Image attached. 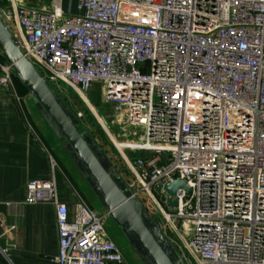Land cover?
<instances>
[{
	"label": "built area",
	"instance_id": "1",
	"mask_svg": "<svg viewBox=\"0 0 264 264\" xmlns=\"http://www.w3.org/2000/svg\"><path fill=\"white\" fill-rule=\"evenodd\" d=\"M8 2L0 16L24 57L49 84L81 96L126 162L130 189L157 207L196 263L264 264V0H77V15ZM14 76L0 61V98L5 89L19 102ZM94 83L109 120L89 105ZM50 166L52 180L29 181L24 204L54 205L56 264H128L106 216L81 196L69 219L53 157ZM177 177L191 192L170 208L165 190L162 203L153 190ZM0 255L10 260L7 249Z\"/></svg>",
	"mask_w": 264,
	"mask_h": 264
},
{
	"label": "crops",
	"instance_id": "2",
	"mask_svg": "<svg viewBox=\"0 0 264 264\" xmlns=\"http://www.w3.org/2000/svg\"><path fill=\"white\" fill-rule=\"evenodd\" d=\"M8 1L0 0V14L8 11ZM21 1L44 11L59 9L71 15L79 13L77 0ZM15 87L19 102L5 89L0 98V247L10 255V260L0 255V264H56L55 207L24 204L27 184L31 180H52L50 157H53L58 165L54 175L58 199L67 205L70 220L75 219L78 196L85 199L78 182H74L79 181L75 175L80 177L81 184L90 187L66 153L65 141L56 137L41 115L31 92L17 83ZM101 113L110 119V114Z\"/></svg>",
	"mask_w": 264,
	"mask_h": 264
},
{
	"label": "water",
	"instance_id": "3",
	"mask_svg": "<svg viewBox=\"0 0 264 264\" xmlns=\"http://www.w3.org/2000/svg\"><path fill=\"white\" fill-rule=\"evenodd\" d=\"M0 53L13 66L22 85L31 92L38 110L56 137L65 141L66 153L142 264H185L175 245L146 213L141 199L116 171L105 151L89 133L79 130L80 122L71 109L35 65L24 57L1 16ZM162 189L170 198V208L177 206L179 191L191 192L188 184L179 177L169 185L156 187L157 191Z\"/></svg>",
	"mask_w": 264,
	"mask_h": 264
},
{
	"label": "rangeland",
	"instance_id": "4",
	"mask_svg": "<svg viewBox=\"0 0 264 264\" xmlns=\"http://www.w3.org/2000/svg\"><path fill=\"white\" fill-rule=\"evenodd\" d=\"M4 24L10 28V31L12 30L11 25L3 18L2 19ZM43 75L46 76L47 74L43 72ZM52 86L53 89L60 95V97L64 100V102L67 104V106L71 109L73 113H78L81 110L84 111V120L81 122V126L79 127V130L82 132H87L91 135L93 139L96 140L98 145L103 148L105 153L108 155L110 160L112 161L114 167H116L121 174V176L128 182L133 181L132 175H129L127 173V166L126 162L124 161L122 155L118 151V149L114 146V144L111 143L110 139L106 135L104 129L99 125L97 118L95 117V114H93L85 105V103L82 101L81 96H79L74 90H72L70 87L64 84H49ZM102 93H103V86L102 83H94L91 92L88 94V98L91 102L94 103L95 106H97L100 110V112H103L105 115L110 114V109L111 106L107 105L104 103L102 99ZM88 102L90 103V101ZM91 105V104H90ZM93 111L96 110L94 109V106L91 105ZM98 114V111H96ZM108 113V114H107ZM113 132L117 135H121V128H113ZM120 140H126L125 138H120ZM126 154V151H125ZM144 153L143 152H136V153H131V157L133 159L143 157ZM63 157L68 159L67 155H63ZM69 162V161H68ZM80 174V173H79ZM77 180L80 181V177L78 175ZM79 181H74L78 182V188L85 195V199L87 203L90 205V207L97 212L99 215L106 216L104 219V225L111 236V238L114 241H119L122 244L123 249L126 251L128 257L135 261L137 264H142L128 241L126 240L125 236L122 234L120 228L115 224V222L112 220L110 215H108L107 211L104 209L96 195L91 193L89 190L90 188L87 187V185L84 183H80ZM93 192V191H92ZM154 195L157 197V199L162 203V198H161V193L158 192L156 189L153 190ZM141 199L144 207L146 208V213L151 216L161 227V230L163 231L164 235L168 238V240L174 244L177 247L178 253L182 256L183 261L185 264H197L190 252L186 248V244L183 243L179 237L176 235V233L172 230V227L165 222L157 209V207L148 199L147 196L141 194L139 196ZM164 208L167 211H172V209H169L168 207L164 206ZM188 241H191V237H187ZM118 243V242H117Z\"/></svg>",
	"mask_w": 264,
	"mask_h": 264
},
{
	"label": "trees",
	"instance_id": "5",
	"mask_svg": "<svg viewBox=\"0 0 264 264\" xmlns=\"http://www.w3.org/2000/svg\"><path fill=\"white\" fill-rule=\"evenodd\" d=\"M0 61L2 62V63H5V62H7L6 60H5V58L2 56V55H0ZM14 84H20L22 87H24V85H22V83L19 81V79L17 78V76H14ZM49 84V83H48ZM50 87H52L51 85H50ZM25 89H27L26 87H24ZM92 104L94 105V103L92 102ZM99 112V111H98ZM101 115H102V113L101 112H99ZM103 116V115H102ZM104 117V116H103ZM80 126H81V123H80ZM79 126V127H80ZM85 132V131H84ZM95 140V139H94ZM96 141V140H95ZM102 148V147H101ZM103 149V148H102ZM132 158V157H131ZM133 159V158H132ZM115 169H116V171L119 173V171H118V169L115 167ZM127 173H128V171H126ZM120 174V173H119ZM121 175V174H120ZM155 221V220H154ZM156 222V221H155ZM157 223V222H156ZM158 224V223H157ZM159 225V224H158ZM166 237V236H165ZM167 238V237H166ZM168 239V238H167ZM116 242V241H115ZM117 243V242H116ZM117 245L120 247V244L119 243H117ZM176 247V246H175ZM121 248V247H120ZM176 249H177V247H176ZM121 250H122V252H123V255H124V257H125V259H126V261L128 262V264H132V262H131V260H130V258L128 257V255H127V253H125L124 251H123V249L121 248ZM178 251V250H177ZM181 256V255H180Z\"/></svg>",
	"mask_w": 264,
	"mask_h": 264
},
{
	"label": "bare ground",
	"instance_id": "6",
	"mask_svg": "<svg viewBox=\"0 0 264 264\" xmlns=\"http://www.w3.org/2000/svg\"><path fill=\"white\" fill-rule=\"evenodd\" d=\"M90 105V104H89ZM91 106V105H90ZM92 108V107H91ZM93 110V109H92ZM115 144L117 145L118 148L122 149L126 143H122V142H119V141H115Z\"/></svg>",
	"mask_w": 264,
	"mask_h": 264
},
{
	"label": "flooded vegetation",
	"instance_id": "7",
	"mask_svg": "<svg viewBox=\"0 0 264 264\" xmlns=\"http://www.w3.org/2000/svg\"><path fill=\"white\" fill-rule=\"evenodd\" d=\"M119 244H120V247L123 249V247H122V244L119 242V241H117ZM117 244V243H116ZM120 248V249H121ZM123 251L126 253V251L123 249Z\"/></svg>",
	"mask_w": 264,
	"mask_h": 264
}]
</instances>
